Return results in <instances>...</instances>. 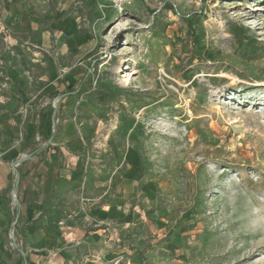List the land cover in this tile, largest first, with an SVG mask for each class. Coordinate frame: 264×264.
<instances>
[{
	"label": "rangeland",
	"instance_id": "rangeland-1",
	"mask_svg": "<svg viewBox=\"0 0 264 264\" xmlns=\"http://www.w3.org/2000/svg\"><path fill=\"white\" fill-rule=\"evenodd\" d=\"M5 112L73 120L113 184L134 155L131 264H264V0H0Z\"/></svg>",
	"mask_w": 264,
	"mask_h": 264
},
{
	"label": "crops",
	"instance_id": "crops-1",
	"mask_svg": "<svg viewBox=\"0 0 264 264\" xmlns=\"http://www.w3.org/2000/svg\"><path fill=\"white\" fill-rule=\"evenodd\" d=\"M77 42L83 45L84 37ZM68 80L73 78L62 81ZM10 117L11 112L0 117V264H131L120 241L130 225L129 197L141 177L134 155H128L131 164L124 163L127 180L113 184V176L99 178L103 166L92 159L86 129L73 120L60 121L53 134L51 115L42 121L47 127L23 135L11 129ZM15 179L20 249L9 246L8 236Z\"/></svg>",
	"mask_w": 264,
	"mask_h": 264
},
{
	"label": "built area",
	"instance_id": "built-area-1",
	"mask_svg": "<svg viewBox=\"0 0 264 264\" xmlns=\"http://www.w3.org/2000/svg\"><path fill=\"white\" fill-rule=\"evenodd\" d=\"M108 1L110 2L112 7L117 12H122L123 10H125L126 8H128L129 6H131L134 3V0H108ZM53 119H54L53 120L54 123H53L52 129H53V131H55L57 128L58 119L55 115H54ZM17 187H18V182H17V179H15L14 183L12 184L11 191H10L11 207H12L14 220H13L11 228L8 232V236H9V240H10L9 246L12 249H20L21 245H22L21 242L17 240L16 230H15V227H16L17 222H18L17 218H16V214H17V209L19 207ZM0 244H1V241H0Z\"/></svg>",
	"mask_w": 264,
	"mask_h": 264
},
{
	"label": "trees",
	"instance_id": "trees-1",
	"mask_svg": "<svg viewBox=\"0 0 264 264\" xmlns=\"http://www.w3.org/2000/svg\"><path fill=\"white\" fill-rule=\"evenodd\" d=\"M164 7L173 11L176 15H180L173 4L166 2L164 4ZM182 17L188 21L189 27L190 29H193V31L198 27V24L200 22V15L198 13H193L191 15H182Z\"/></svg>",
	"mask_w": 264,
	"mask_h": 264
},
{
	"label": "water",
	"instance_id": "water-1",
	"mask_svg": "<svg viewBox=\"0 0 264 264\" xmlns=\"http://www.w3.org/2000/svg\"><path fill=\"white\" fill-rule=\"evenodd\" d=\"M17 182H18V180H17Z\"/></svg>",
	"mask_w": 264,
	"mask_h": 264
}]
</instances>
